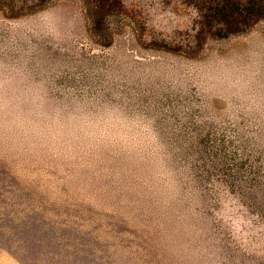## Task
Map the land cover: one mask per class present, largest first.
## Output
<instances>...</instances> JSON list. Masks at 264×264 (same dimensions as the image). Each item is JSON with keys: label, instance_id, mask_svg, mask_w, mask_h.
Here are the masks:
<instances>
[{"label": "rangeland", "instance_id": "1", "mask_svg": "<svg viewBox=\"0 0 264 264\" xmlns=\"http://www.w3.org/2000/svg\"><path fill=\"white\" fill-rule=\"evenodd\" d=\"M190 0H0V264H264V17Z\"/></svg>", "mask_w": 264, "mask_h": 264}, {"label": "trees", "instance_id": "2", "mask_svg": "<svg viewBox=\"0 0 264 264\" xmlns=\"http://www.w3.org/2000/svg\"><path fill=\"white\" fill-rule=\"evenodd\" d=\"M205 21L216 28L214 34L226 36L245 30L264 17V0H190Z\"/></svg>", "mask_w": 264, "mask_h": 264}]
</instances>
